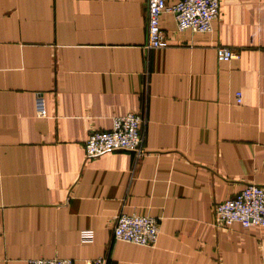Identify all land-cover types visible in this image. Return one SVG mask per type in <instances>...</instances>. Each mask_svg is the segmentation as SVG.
<instances>
[{"label":"crops","instance_id":"0c3cea01","mask_svg":"<svg viewBox=\"0 0 264 264\" xmlns=\"http://www.w3.org/2000/svg\"><path fill=\"white\" fill-rule=\"evenodd\" d=\"M213 27L166 14L170 46L148 51V0H0V264H264L263 228L214 220L264 187V0H221ZM129 113L146 155L87 159L90 134ZM121 210L158 220L155 247L114 240Z\"/></svg>","mask_w":264,"mask_h":264},{"label":"built area","instance_id":"2783aa9c","mask_svg":"<svg viewBox=\"0 0 264 264\" xmlns=\"http://www.w3.org/2000/svg\"><path fill=\"white\" fill-rule=\"evenodd\" d=\"M221 12V0H148V34L145 49L159 50L170 46L162 29L163 17L171 14L180 33L192 32L197 35H209L213 24ZM219 62L227 63L238 58L230 47H218ZM237 104H242V93H237ZM37 112L45 113L43 98H38ZM147 120L140 114L129 113L116 117L113 128L108 132H93L84 142L87 159L102 157L113 152H129L137 159L146 155L145 126ZM264 150V146H263ZM214 220L217 226L239 224L243 228L264 229V187L245 186L234 198L219 203L214 208ZM114 240L143 247H155L160 226L156 218L146 215L118 212L112 222ZM82 244L94 242V231L81 232ZM28 264H74L70 259H33ZM87 264H108V258L102 257Z\"/></svg>","mask_w":264,"mask_h":264}]
</instances>
